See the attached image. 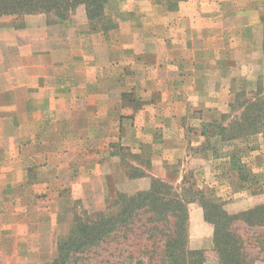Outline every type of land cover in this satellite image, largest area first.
<instances>
[{"label": "crops", "instance_id": "obj_1", "mask_svg": "<svg viewBox=\"0 0 264 264\" xmlns=\"http://www.w3.org/2000/svg\"><path fill=\"white\" fill-rule=\"evenodd\" d=\"M239 2L232 19L223 5L234 0H107L119 22L105 30L90 26L82 6L64 20L27 15L17 26V16H3L0 120L12 131L0 135V144H12L19 161L44 158L47 178L40 185L71 189L77 199L90 196L92 211L104 208L108 179L123 194L145 191L151 178L166 181L165 166L182 163L176 159L184 155L183 143L220 141L202 135L210 115L225 113L237 93L264 99L256 90L264 82V0ZM235 24L244 32L240 50H230L224 33ZM159 141L174 144L172 153L150 157V168L129 162L136 177L120 169L118 151L142 157L144 143ZM41 143L50 150L38 151ZM195 152L187 159L206 165V152ZM9 171L16 177L4 188L20 190L21 167ZM5 172L0 169L3 182ZM11 204V226L35 239L33 251L47 253L52 221L37 233L31 196L15 193ZM4 208L1 199L0 232Z\"/></svg>", "mask_w": 264, "mask_h": 264}, {"label": "rangeland", "instance_id": "obj_2", "mask_svg": "<svg viewBox=\"0 0 264 264\" xmlns=\"http://www.w3.org/2000/svg\"><path fill=\"white\" fill-rule=\"evenodd\" d=\"M82 7L84 8V6ZM240 8L241 4L239 0H234L231 6L230 4H224V17L235 19L238 15H234L233 12L236 14V10ZM75 9L72 12H74ZM72 12L68 13L63 19L54 14L51 15H54L58 20H64L67 19ZM2 17L3 16L0 18ZM7 17H15V15ZM20 18L21 17H17L12 23L16 26L20 25ZM118 19L116 13L114 14L111 9L104 6L103 18L99 21H89V23L91 27L93 26L94 28L105 30L110 24L112 25V23L117 22ZM234 26L235 27L229 25V29L224 31V33L230 40V50H240L242 43L238 40L240 39V35L244 32L238 30L237 24ZM244 49L245 48H243V50ZM256 90L264 91V82L260 83ZM251 97L252 95L248 93H237L234 96L233 102L227 107L225 113L210 115L207 125L213 124L216 127H208L207 130L213 133L211 137H217L222 141L220 135H218L221 132V128L227 127L228 129V125L231 122L237 121L236 119L242 113H246V111L249 110L251 115H255L258 118L254 128L257 130L255 133H248L249 131L246 130L248 128H244V131H242L238 137L229 141L216 142L214 140H207L206 143H199L195 140L187 143L185 142L182 144L185 148L183 157L176 159L177 161L182 160V163H174L165 166L167 180L164 182L172 185L176 192L183 196L184 200L187 202V246L190 250L205 251V261L203 264H218V261L213 252V226L204 221L203 209L198 203L200 198H203L204 201L216 202L229 214H237L264 204V110L260 112L256 105H251L255 100L256 103L262 101V98L258 97L260 100L257 101L258 98L256 95L254 96L256 98L255 100L251 99ZM247 113L249 112L247 111ZM1 118L2 116L0 113V119ZM1 123L2 121L0 120V124ZM11 131L12 130L6 126L0 125V135H8ZM235 132L238 133V131ZM258 133L263 135L257 138L256 135ZM49 145L50 144L47 143H41L39 146L35 145L34 147L38 148V151H40V147L41 151L45 152L46 150H50ZM143 145L142 157L129 151H118V156L121 160L120 169L122 168L128 177H135L138 175V172L135 171L129 162H141L143 165L150 168V157L156 153V155H163L166 152L171 154V146L174 144L171 142L159 141L153 143L148 142ZM9 146L12 148L8 147V145L0 144V169L4 168L6 171L4 182L0 176V200L4 199L5 202V208L2 212L4 213V217L2 218L4 220V228L3 231L0 232V264H48L56 255V242L59 239L67 237L74 217L84 218L85 216L105 210L106 206L116 198L118 192L114 190V182L108 179L106 183L108 195L105 200V206L101 210L92 211L91 204L94 202V198L88 196V198L84 200L77 199L74 197V192L70 191L71 189L63 187L58 188L56 186L45 188L40 185L41 181L47 178L42 170V167L46 164L44 158L33 161L21 159L19 161L13 158L14 153L12 144ZM195 148L196 151H198L195 153H201L200 155L206 152V161L208 162L206 165L203 164L204 160L202 162L192 163L193 161L187 159L189 155H194ZM208 151L209 153L207 154ZM72 162L75 163V161ZM20 167L22 169L20 177L23 179L20 190L14 189L15 191H13L7 186L4 188L3 183L10 184L16 177L13 176L10 173L12 171L9 170H18ZM239 168L241 169L238 170ZM24 172L26 173L27 181H25L22 175ZM240 174L242 175V180L238 179ZM179 177L181 178L179 179ZM64 178L63 180L67 179L66 176ZM184 189H190V191L184 194ZM195 190L202 192V197L196 195L194 193ZM15 193L16 195L20 194L25 200H28L31 196L32 206H36L37 204L36 211L32 215V218L37 222V233L41 230L40 228H42L44 222L52 221V248L50 250L47 249V253H42L40 251L42 248L39 250V247H37L36 251H33L35 250V247L33 248L35 239L28 240L25 238L22 234L24 232L22 227L18 228L16 225L11 226L13 221H9L12 218L11 212L13 211L11 200ZM44 209H46L47 212L44 211ZM27 210H25V212L21 211V214L26 213ZM20 219L21 218H17V221ZM235 229L241 234L244 240L245 252L251 264H264V225L249 227L241 222H237ZM128 236L132 238V235ZM37 241L38 239H36L35 245L38 243ZM120 242L121 240L118 239V241L112 243L111 246H107L110 248L109 251L107 247L106 251L98 249L95 255L88 256H92L89 260H86L87 258L83 259L78 262V264H138L136 263L137 259H126L127 253L118 251L119 248L123 250L126 248L125 244H117ZM104 248L105 246L103 245V249ZM138 248L139 247L135 245L133 250ZM109 253H113L111 258H109Z\"/></svg>", "mask_w": 264, "mask_h": 264}, {"label": "trees", "instance_id": "obj_3", "mask_svg": "<svg viewBox=\"0 0 264 264\" xmlns=\"http://www.w3.org/2000/svg\"><path fill=\"white\" fill-rule=\"evenodd\" d=\"M106 2L107 0H0V17L54 14L63 19L76 7L84 6L88 21L94 22L103 18ZM259 100L258 98L257 101ZM251 105H256L262 112L264 99L257 103L255 100ZM247 111L237 121L231 122L228 129L221 128L218 135L222 141L238 137L244 128H248V133L257 131L254 128L258 118ZM208 127L216 126H204V137H211L213 134L207 130ZM238 179H243L241 174ZM188 191L190 189H184L183 193L187 194ZM194 193L202 197L199 190ZM198 203L203 209L204 221L213 226V252L218 264H251L245 252L244 240L235 225L237 222L249 227L264 225V204L244 212L229 214L216 202L200 198ZM187 222V202L184 197L172 185L151 178L150 187L146 191L118 193L105 210L84 218L74 217L67 237L56 242V255L48 264H78L83 259L89 260L98 249L109 251L108 247L118 239L121 242L117 244L126 246L124 250L119 248L118 251L127 253L126 259H137L138 264H203L205 251L190 250L187 246ZM128 235H132V238ZM135 245L139 248L133 250ZM112 254L109 253V258ZM89 255L92 256L88 257Z\"/></svg>", "mask_w": 264, "mask_h": 264}]
</instances>
